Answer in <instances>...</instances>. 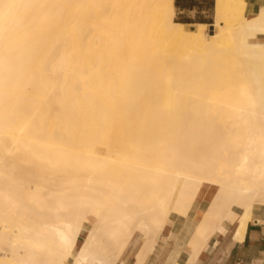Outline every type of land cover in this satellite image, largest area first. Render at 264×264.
<instances>
[{"label": "bare ground", "instance_id": "1", "mask_svg": "<svg viewBox=\"0 0 264 264\" xmlns=\"http://www.w3.org/2000/svg\"><path fill=\"white\" fill-rule=\"evenodd\" d=\"M247 4L191 28L174 0H0V264H124L136 231L143 264L172 212L197 219L191 257L222 222L242 234L264 206Z\"/></svg>", "mask_w": 264, "mask_h": 264}, {"label": "crops", "instance_id": "2", "mask_svg": "<svg viewBox=\"0 0 264 264\" xmlns=\"http://www.w3.org/2000/svg\"><path fill=\"white\" fill-rule=\"evenodd\" d=\"M247 2V12L250 14L264 5V0H247ZM182 11L185 10L180 12ZM208 190L202 185L196 199L200 193L206 194ZM170 218L166 226L161 229L153 250L147 255L143 264H264V210L260 206L253 207L251 219L246 223L239 237L235 236L237 228L235 223L222 222L198 252L199 254L194 257H191L192 251L187 241L197 219L190 212L185 215L175 214ZM139 241L140 238H135L134 241L131 239L128 242L119 257L124 264H132Z\"/></svg>", "mask_w": 264, "mask_h": 264}, {"label": "rangeland", "instance_id": "3", "mask_svg": "<svg viewBox=\"0 0 264 264\" xmlns=\"http://www.w3.org/2000/svg\"><path fill=\"white\" fill-rule=\"evenodd\" d=\"M197 10H199L201 12L202 17L204 19L211 20L210 22H206V23L210 24L211 22H213L212 7L211 8L208 7L207 4H204L202 6H194V8L191 9L190 11H186L185 10V11H182V12H178L177 9L175 8V10H174V18L175 19L183 18L184 17L183 14H188L189 16L193 17ZM185 25L187 27L194 28L195 27V22H193V23L192 22H188V23H185ZM209 27L212 28V26H210V25H209ZM96 146L97 147H101V146H103V144L96 143ZM208 186H209V184H204V188L205 189L208 188L209 190H208V192L206 194L204 192L200 193V196H198V198H197L199 201L207 202L210 199V197L212 196L213 192L215 191V187L213 185H210V187H208ZM260 208H262L264 210V206H260ZM174 215L175 214L173 212L170 214V216H174ZM137 233H138V231H136L134 233V237L132 238V241H134L135 237H136V239L140 238V233H138V234ZM130 244H132V243H130Z\"/></svg>", "mask_w": 264, "mask_h": 264}, {"label": "trees", "instance_id": "4", "mask_svg": "<svg viewBox=\"0 0 264 264\" xmlns=\"http://www.w3.org/2000/svg\"><path fill=\"white\" fill-rule=\"evenodd\" d=\"M207 4L208 7H212L213 0H174V6L178 12L181 10L190 11L194 8V6H202ZM183 18H179L177 20L188 23V22H210L211 20H206L202 17V14L199 10L195 12L193 17L189 16L188 14H183Z\"/></svg>", "mask_w": 264, "mask_h": 264}]
</instances>
